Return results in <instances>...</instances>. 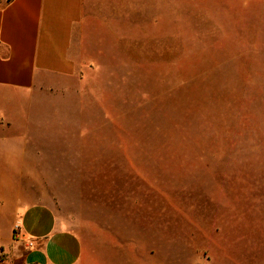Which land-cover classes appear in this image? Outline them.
<instances>
[{"label": "rangeland", "instance_id": "obj_1", "mask_svg": "<svg viewBox=\"0 0 264 264\" xmlns=\"http://www.w3.org/2000/svg\"><path fill=\"white\" fill-rule=\"evenodd\" d=\"M115 1L119 62L89 86L140 164L142 212L174 228L175 260L264 264V0Z\"/></svg>", "mask_w": 264, "mask_h": 264}, {"label": "crops", "instance_id": "obj_2", "mask_svg": "<svg viewBox=\"0 0 264 264\" xmlns=\"http://www.w3.org/2000/svg\"><path fill=\"white\" fill-rule=\"evenodd\" d=\"M115 3L0 0V264H191L174 259L167 220L142 212L140 164L94 110L104 77L91 72L119 62Z\"/></svg>", "mask_w": 264, "mask_h": 264}, {"label": "built area", "instance_id": "obj_3", "mask_svg": "<svg viewBox=\"0 0 264 264\" xmlns=\"http://www.w3.org/2000/svg\"><path fill=\"white\" fill-rule=\"evenodd\" d=\"M14 237L16 240H24V235L21 232V226L17 223L14 226ZM28 247H32L33 246V242L32 241H27L26 242Z\"/></svg>", "mask_w": 264, "mask_h": 264}, {"label": "trees", "instance_id": "obj_4", "mask_svg": "<svg viewBox=\"0 0 264 264\" xmlns=\"http://www.w3.org/2000/svg\"><path fill=\"white\" fill-rule=\"evenodd\" d=\"M10 1V0H9Z\"/></svg>", "mask_w": 264, "mask_h": 264}]
</instances>
